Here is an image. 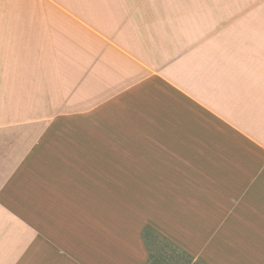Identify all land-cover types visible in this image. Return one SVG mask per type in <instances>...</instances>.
Instances as JSON below:
<instances>
[{"label":"crops","instance_id":"0c3cea01","mask_svg":"<svg viewBox=\"0 0 264 264\" xmlns=\"http://www.w3.org/2000/svg\"><path fill=\"white\" fill-rule=\"evenodd\" d=\"M185 9L0 0V264H176L146 227L194 261L264 264L263 56Z\"/></svg>","mask_w":264,"mask_h":264},{"label":"rangeland","instance_id":"374dc122","mask_svg":"<svg viewBox=\"0 0 264 264\" xmlns=\"http://www.w3.org/2000/svg\"><path fill=\"white\" fill-rule=\"evenodd\" d=\"M171 2L176 3L180 7L184 5V7H186V15L200 19L202 28L208 26L210 18H212V23L215 19L219 35V47L224 42H226L227 46L231 49H237L239 45L242 44L244 49L248 51L251 56L250 63L253 62L252 57H254L255 64L258 63V59L256 58L257 55H262L263 58H260L259 69L256 68L255 71H251L249 80L251 86L257 85L258 83L264 85V0H171ZM225 39H228V41H224ZM251 91L257 92L258 89L252 88ZM260 97L264 99V94H261ZM251 98H254L253 93H251ZM194 145L202 147L199 142H194ZM203 149H206V147H203ZM210 154L213 155L212 152H210ZM199 162L203 164L200 166L201 168L207 170L210 168V165L205 164V156H201ZM182 168L189 172L187 167ZM130 171L131 170H128L127 172ZM175 173L176 172L172 170L168 173L164 171V176L170 180L173 178L182 185V189L178 191L179 193H182V191L185 193H192L184 181V176ZM132 175L133 177L129 175V183L126 185V188L123 189V195L134 194L132 188L135 183V178L141 177L140 171L133 172ZM124 176L125 175H123V177ZM153 178H155V176L150 174V178L146 175L145 180L150 181V179ZM153 188L155 191L145 189L141 193L144 196L150 197L156 196L157 193L164 196L169 194H167L165 186H153ZM115 206H118L117 202H115ZM211 208L212 206L208 205L202 210L210 211ZM259 237L261 236L259 235ZM148 239L150 248L154 251V255H160L163 251L166 257L174 259L176 264H204L201 261H194L191 257L182 253L156 233H150Z\"/></svg>","mask_w":264,"mask_h":264},{"label":"trees","instance_id":"16d2710c","mask_svg":"<svg viewBox=\"0 0 264 264\" xmlns=\"http://www.w3.org/2000/svg\"><path fill=\"white\" fill-rule=\"evenodd\" d=\"M156 233L152 228L150 227H146L144 230H143V237L145 238V241L147 242V245H148V237H149V234L150 233ZM157 234V233H156ZM177 248V247H176ZM183 253V252H182ZM152 256V254H151ZM189 257V256H188Z\"/></svg>","mask_w":264,"mask_h":264}]
</instances>
